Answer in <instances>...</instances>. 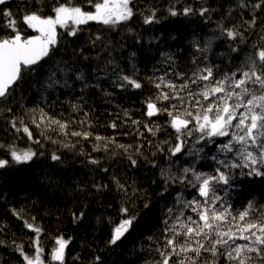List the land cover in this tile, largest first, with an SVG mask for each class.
<instances>
[{
  "label": "trees",
  "instance_id": "trees-1",
  "mask_svg": "<svg viewBox=\"0 0 264 264\" xmlns=\"http://www.w3.org/2000/svg\"><path fill=\"white\" fill-rule=\"evenodd\" d=\"M54 2L24 0L2 6L0 37L10 32L4 28V11L12 12L23 34L36 35L22 23V16L37 11L51 15ZM245 2L248 7L240 8L239 0H130L133 15L114 26L89 21L78 26L75 36L69 35L68 29L57 28L58 44L52 59L45 58L34 71L25 72L7 100H0V159L9 160L7 167L0 168V264H25L18 245L29 256L34 254L31 241L37 234L26 227V222L41 230L39 242L45 264H57L51 260V251L58 237L69 241L64 264H156L160 259L156 249L163 243V221L167 219L170 227L174 225L182 232L180 224L188 223V216L197 218L181 202L198 196L187 180L180 182L183 169L213 172L217 165L211 157L224 158L217 143L228 137L216 138L217 143H195L199 132L182 135V151L172 155L170 149L180 141L170 126L171 117L167 113L148 117L147 103L167 107L174 115H183L185 109L193 113L199 110L195 102L204 103L202 97L189 95L190 91H200L191 83L193 73L207 66L217 78H223L236 71L253 44L264 43L260 40L264 36V8L252 7L259 0ZM68 3L92 10L87 0ZM185 7H206L209 11L203 17L198 12L184 16ZM169 9L180 15L171 16ZM153 13V22L145 23ZM253 14L256 26L245 30L242 22L251 20ZM233 24L244 31L245 44L220 36L219 25ZM210 37H216L210 50L198 51L194 41L203 49ZM229 44L239 45L240 51L231 52ZM57 65L67 74L58 71ZM53 73L59 83L49 86ZM78 75L84 79H77ZM124 75L139 82L141 88L123 81ZM169 82L174 89L167 86ZM155 83L161 87L157 89ZM184 83L189 87L181 90ZM162 93L183 99L157 100ZM174 103L176 109L171 107ZM52 121L66 127L61 129ZM25 126L31 139L23 131ZM73 132L91 135L85 139L73 136ZM97 136L103 139L97 140ZM12 147L30 149L36 156L28 163L15 164L10 156ZM201 147L203 151L197 153ZM53 153L60 160L53 161ZM128 156L137 161L135 166ZM91 159L99 163L92 164ZM247 171L231 169L232 186H219V194L224 196L225 205L231 204L233 214L247 207L249 201L257 208L264 206V176L241 174ZM187 178L193 179L191 172ZM122 207L135 219L125 237L112 244L114 224L109 221L119 224ZM212 259L211 253L205 252L198 264ZM216 264L230 262L221 255Z\"/></svg>",
  "mask_w": 264,
  "mask_h": 264
},
{
  "label": "snow or ice",
  "instance_id": "snow-or-ice-1",
  "mask_svg": "<svg viewBox=\"0 0 264 264\" xmlns=\"http://www.w3.org/2000/svg\"><path fill=\"white\" fill-rule=\"evenodd\" d=\"M6 2L7 0H0V5ZM87 3L92 10L70 5L68 0H64L63 3L55 0L51 15L45 16L39 11L24 14L21 18L22 23L32 29L36 35L23 34L17 26V21L12 19L11 11L6 10L2 13L7 18L4 28L10 29V32L7 36L0 37V100H7L14 87L22 80L25 72L34 71L35 66H38L45 58L52 59L58 44V27L68 29V34L75 36L79 30L78 26L87 24L89 21L114 26L119 21L129 20L133 15L132 9L129 7L130 0H87ZM238 6L246 8L248 4L245 0H239ZM252 7L254 9L264 8V0H259ZM208 11L209 9L206 7H201L198 10L185 7L182 14L189 16L198 12L203 17ZM169 13L171 16L180 15L173 9H169ZM154 17L155 13L151 17H146L144 22L152 23ZM256 22L257 18L253 14L251 20L242 23L246 25L245 30H248L254 28ZM70 25L75 27H70ZM218 27L221 37H226L233 43L236 41H239L240 44L246 43L244 31L240 30L239 25L233 24L231 27L219 25ZM214 39L216 37L207 38L203 49L195 41L194 44L198 51H208ZM260 40L264 41V36H261ZM228 47L231 52L240 51L239 45L229 44ZM57 70L67 74V70L61 69L59 65H57ZM193 77L191 83L197 84L200 91L197 93L190 91L189 95H198L204 101V103L199 100L195 102L196 105H199L198 111L193 113L185 109L183 115H174L167 107L158 108L155 103L148 102L147 116L167 113L171 117L170 126L175 129L178 134L177 140L180 141L170 149L172 155L182 151L185 143L180 139L182 135L192 136L193 132H199L201 135L195 143L205 140L217 143L216 138L228 137V139L217 143L218 152L222 153L224 158L222 159L218 155L211 157L217 165L213 172H197L194 168L188 167L183 169V175L179 177L180 182L184 183L187 180L188 184L196 189L198 196L190 201L181 202L184 207H190L197 218L188 216V223L180 224L182 232L176 231L174 225L170 227L167 219L163 221L165 225L161 232L163 243L156 249L160 256L156 264H198L205 252L211 253L213 257L211 262L206 260L205 264H216V258L221 255H224L230 264H254L256 261L264 264V206L257 208L253 201H249L247 207L233 214L231 204L225 205L224 196L219 194L222 190L219 186H232L230 184L231 169H248L246 173L242 172V175L264 176V43L259 46L253 44L252 50L246 54L236 71L225 74L223 78H217L213 68L207 66L194 72ZM77 79L83 80L84 77L78 75ZM121 79L137 89L141 88L139 82L127 75L122 76ZM49 81V86L59 83L55 79V73L49 76ZM162 82L163 78H161ZM161 83H155V87L159 89ZM167 86L175 88L171 82ZM188 87L187 83L180 85L181 90ZM161 98L165 101L172 99L182 101L183 99L173 97L168 93H162L156 97L157 100ZM171 107L176 109L177 105L174 103ZM125 114L127 115V113ZM33 122L35 123V120ZM52 123L58 124L61 129L66 127L59 121H52ZM133 123H138V121ZM15 126V122H13V127ZM112 127H116V125L112 124ZM23 131L31 139L32 134L27 126L23 128ZM148 131L152 132L153 130L149 128ZM153 134L155 133L153 132ZM72 135L83 136L87 139L91 134L73 132ZM96 139L103 138L97 136ZM36 142L38 143V141ZM109 142L114 143V140ZM106 147L107 145H105ZM119 147L124 148L125 146L119 145ZM95 150H99V148L97 147ZM202 151L203 147L198 149L197 153ZM229 154L235 158H231ZM10 156L13 163L23 164L30 162L36 153L30 149L17 150L12 147ZM51 159L58 161L60 157L53 153ZM128 159L133 166L137 164V161L131 156H128ZM89 162L99 163L96 159H91ZM8 165L9 160L0 159V168H5ZM189 172L193 175L191 180L187 178ZM172 179L176 178L172 177ZM120 187L123 189L124 186L120 185ZM224 195H227L226 191ZM168 211L171 213L172 209ZM120 212L122 218L119 224L109 221L114 224L110 241L112 244H115L128 231L135 219V217L127 216L128 209L126 207H122ZM180 216H183V212L180 213ZM26 227L37 234V238L31 241L34 254L29 256L19 245L17 250L25 264H45L42 259L43 248L39 242L41 230L27 222ZM168 233L171 235L169 236ZM237 240L245 241V243L237 244ZM202 241H207V243ZM68 243L69 241L62 237L55 239V246L51 251L52 261L64 264L65 249ZM221 248L224 249V252H221ZM189 253L191 255H188Z\"/></svg>",
  "mask_w": 264,
  "mask_h": 264
},
{
  "label": "water",
  "instance_id": "water-1",
  "mask_svg": "<svg viewBox=\"0 0 264 264\" xmlns=\"http://www.w3.org/2000/svg\"><path fill=\"white\" fill-rule=\"evenodd\" d=\"M13 1H15V2H19V3H21V2H23L24 0H7V2L5 3V4H3V5H0V8L2 7V6H5V5H7V4H10L11 2H13ZM195 2H201V1H204V0H194ZM156 115H154V116H152V117H150V118H153V117H155ZM127 234V232L119 239V240H121L123 237H125V235ZM118 240V241H119ZM65 251H66V249H65ZM65 258V257H64Z\"/></svg>",
  "mask_w": 264,
  "mask_h": 264
},
{
  "label": "bare ground",
  "instance_id": "bare-ground-1",
  "mask_svg": "<svg viewBox=\"0 0 264 264\" xmlns=\"http://www.w3.org/2000/svg\"><path fill=\"white\" fill-rule=\"evenodd\" d=\"M194 1V0H193ZM205 1V0H204ZM201 2H203V1H201Z\"/></svg>",
  "mask_w": 264,
  "mask_h": 264
}]
</instances>
